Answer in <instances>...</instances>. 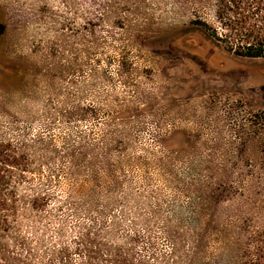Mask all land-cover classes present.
Returning a JSON list of instances; mask_svg holds the SVG:
<instances>
[{
    "label": "rangeland",
    "instance_id": "1",
    "mask_svg": "<svg viewBox=\"0 0 264 264\" xmlns=\"http://www.w3.org/2000/svg\"><path fill=\"white\" fill-rule=\"evenodd\" d=\"M198 1L0 0V141L44 201L0 264H264L263 196L206 181L257 154L237 131L264 110V56L187 33Z\"/></svg>",
    "mask_w": 264,
    "mask_h": 264
},
{
    "label": "trees",
    "instance_id": "2",
    "mask_svg": "<svg viewBox=\"0 0 264 264\" xmlns=\"http://www.w3.org/2000/svg\"><path fill=\"white\" fill-rule=\"evenodd\" d=\"M198 3L210 11L211 19L196 15L195 11L187 33L202 34L210 43L238 57L264 56V0H199ZM239 119L237 144L244 148L249 140L259 139L257 154L232 158L234 165L242 166L237 177H232L228 171L206 175V181L215 185L217 190L209 197L217 202L229 199L245 201L248 195H262L264 198V183L261 191L253 189L256 180L264 181V110L250 111L247 117ZM16 149L10 141H0V238L4 237L2 233H16L20 209L44 206L43 198L39 200L33 193L23 192L26 174L34 168L29 155Z\"/></svg>",
    "mask_w": 264,
    "mask_h": 264
}]
</instances>
